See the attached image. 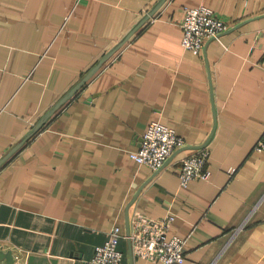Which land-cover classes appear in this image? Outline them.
<instances>
[{
    "label": "crops",
    "instance_id": "1",
    "mask_svg": "<svg viewBox=\"0 0 264 264\" xmlns=\"http://www.w3.org/2000/svg\"><path fill=\"white\" fill-rule=\"evenodd\" d=\"M161 1L0 0V160ZM201 5L231 24L202 57L179 26ZM263 57L264 0H165L0 168V251L88 264L138 212L172 218L183 264H264ZM152 122L185 142L156 174L129 155ZM208 139L210 179L182 187L180 160Z\"/></svg>",
    "mask_w": 264,
    "mask_h": 264
},
{
    "label": "built area",
    "instance_id": "2",
    "mask_svg": "<svg viewBox=\"0 0 264 264\" xmlns=\"http://www.w3.org/2000/svg\"><path fill=\"white\" fill-rule=\"evenodd\" d=\"M179 26L183 33L182 48L202 57L207 42L219 40L231 24L217 17L207 6L201 5L196 8H182ZM206 145L196 148L180 160L178 177L182 187L195 180L210 179V151ZM183 148L184 140L173 129L160 122H152L141 136L138 149L130 151L129 155L137 164L148 167L156 174L175 152ZM254 151L264 153V131L254 146ZM235 170L229 168V176ZM171 222L170 216L152 218L135 212L129 221L128 235H123L118 226L113 227L105 243L95 247L88 264H122L124 255L119 249L122 239L129 242L133 257L162 264H183L186 239L168 234Z\"/></svg>",
    "mask_w": 264,
    "mask_h": 264
},
{
    "label": "water",
    "instance_id": "3",
    "mask_svg": "<svg viewBox=\"0 0 264 264\" xmlns=\"http://www.w3.org/2000/svg\"><path fill=\"white\" fill-rule=\"evenodd\" d=\"M165 0H162L151 12H149L148 15L145 16V18L143 20H141V22H139L124 38L123 40L118 43L116 45V47L111 50L108 54H106L105 56H103L97 63L95 66H93L90 71L82 78V80H80V82H78L67 94H65L58 102L57 104L34 126V128L32 129V131L22 140L20 141L18 144H16L11 150L10 152H8L1 160H0V168L10 159V157L16 153L18 150L21 149V147L25 144V142H27V140L33 136L36 132H38L42 126L47 122V120L51 117V115L57 110L59 109L62 105H64L68 100H70L74 94L100 69V67L103 65V63L108 60L119 48H121L130 38L131 36L149 19L151 18L154 13L158 10V8L161 6V4L164 2ZM211 138V137H210ZM209 138V139H210ZM209 139L207 140V142H205L203 145L207 144ZM201 145V146H203ZM201 146H197L196 148H199ZM129 231V230H128ZM128 231H127V235H128ZM131 254V251H130ZM132 256V254H131ZM1 260H5L6 264H13L14 262V258H13V253H11L10 251L7 252H3L0 251V261Z\"/></svg>",
    "mask_w": 264,
    "mask_h": 264
}]
</instances>
